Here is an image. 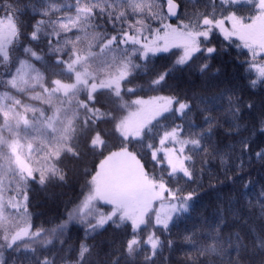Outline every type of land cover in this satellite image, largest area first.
Segmentation results:
<instances>
[{
	"label": "snow or ice",
	"instance_id": "obj_1",
	"mask_svg": "<svg viewBox=\"0 0 264 264\" xmlns=\"http://www.w3.org/2000/svg\"><path fill=\"white\" fill-rule=\"evenodd\" d=\"M75 9V15L65 13L55 0L0 3V264H90L99 253L96 237L105 229V255L117 253L110 264L120 255L136 264L137 253L139 264H157L165 247L164 264H172L169 255L177 244L175 259L182 264H217L214 255L224 264H264L260 234L251 229L250 243L239 231L225 233L222 205L210 231L176 236L172 228L199 195L188 185L204 182L209 159L219 160L224 171L233 149L243 154L236 173L226 175L229 183L245 175V156L249 163H264V120L220 148L216 129L239 135L253 101L241 107V96L220 90L215 95L223 94L224 107L214 114L207 102L215 96H181L165 88L170 73L201 55L196 71L203 78L217 52L209 42L219 37L223 51L242 65L250 90L257 91L264 81V42L249 40L241 29L264 20V0H208L205 8L197 0H76ZM94 10L107 15L103 30ZM161 54L169 64L153 71ZM131 118L136 123L130 127ZM258 138L261 146L254 147ZM115 157L138 166L134 200L105 193L98 183L101 164ZM69 159L77 195L45 223L34 196L68 182ZM253 183L245 178L240 190ZM209 185L216 187L214 181ZM258 194L264 200V185ZM113 230L120 233L115 242ZM202 233L207 239L199 238Z\"/></svg>",
	"mask_w": 264,
	"mask_h": 264
},
{
	"label": "trees",
	"instance_id": "obj_2",
	"mask_svg": "<svg viewBox=\"0 0 264 264\" xmlns=\"http://www.w3.org/2000/svg\"><path fill=\"white\" fill-rule=\"evenodd\" d=\"M3 0H0L2 3ZM44 0H39V3H43ZM56 3L62 6V11L70 15H75V2L76 0H55ZM95 2V0H94ZM113 2V0H109ZM201 8L208 6V0H197ZM106 7V5H105ZM219 10V8L217 9ZM95 23L100 26L99 30H103L107 21L106 13H101L99 10H94ZM109 30L111 26H108ZM76 31V30H75ZM73 31V32H75ZM209 43H214L217 48V52L212 57L211 66L204 73L202 78L196 71V66L204 60L201 55L196 58L194 63L186 68H177L173 73L169 75V82L165 86L169 92L177 93L181 96L187 94L192 96L193 92L204 93L209 96H215L214 99H209L208 104L212 105V112L218 114L224 107L223 94L215 95L220 90L224 92H232L235 95L242 98L237 103L243 107V104L247 100L253 101V111L247 112L245 109V115L241 117L240 122L244 123L247 119L248 126L237 134L229 136L223 129L217 128L215 132L216 142L220 148H226L230 141L241 140L253 127L257 126L261 120H264V81H261L257 85V91H251L249 84L246 82V76L242 72V65L237 63L233 58L232 52L223 51L224 42L216 37ZM169 64L168 57L161 54L157 57L155 62V68L153 71H160L166 68ZM218 68L219 72L213 74V70ZM195 97L193 98V110L196 111V118L199 121L200 112L196 108ZM220 103H216V101ZM220 119L225 125H229L230 122L226 117L221 116ZM211 143V139L208 141ZM259 138L254 142V147H260ZM243 154L239 153L237 149H233L231 155L228 157V163L223 166L224 171H221V164L219 160L213 162L209 159L208 167L204 171V182L197 183L192 181L188 187L199 192L190 203V211L178 217L172 224L173 234L176 236L181 235L184 232H191L196 228L201 230H211L220 218V207L223 206L224 218L227 223L224 225V232L230 233L233 231H239L250 243H254L251 229L255 228L260 234V238L264 240V208L257 206L256 201L259 200L260 204H264V200H260L258 194V186L264 185V163H258L254 158L249 163L246 156L245 164L247 171L243 176H236L235 183H229L226 180V175L230 172L235 174L237 171L236 165ZM201 157L197 155L196 163L199 165ZM67 166L68 182L66 184H56L51 186L46 192H39L34 196V200H38L36 207L41 210L40 214L44 217L45 223L49 222V218H58L65 205L70 204L75 199L78 192L77 177L75 169L72 166V161L69 159ZM121 178L128 177L127 182L130 184L129 176L122 169L117 168ZM209 170L212 175L209 176ZM198 175V173H194ZM253 177L254 183L246 191L240 190L241 182L247 177ZM125 177V178H126ZM124 179H122L123 181ZM224 180V183H220ZM209 181H214L216 187H211ZM125 182V181H124ZM131 185V184H130ZM131 187H134L131 185ZM233 195L235 200L232 199ZM250 197L252 203L249 204L244 197ZM111 236L113 242L120 239V233L115 232ZM79 235V231L76 232ZM200 239H207L206 235L201 234ZM109 230L105 229L103 233L96 237V247L99 249L98 255H94L90 258V264H110L112 256L117 253L113 249L111 255H105L109 251L110 245L108 244ZM165 239H167L165 237ZM225 243L227 238L224 237ZM181 250V245L177 244L172 250V254L169 255V260L172 264H182V262L176 261L175 253ZM218 251L223 252V248H218ZM234 249L225 253V256L231 257ZM168 253V249L165 247L164 251L159 254L157 264H164V255ZM141 253H137L136 264H139V257ZM213 260L217 264H224V260L214 255ZM117 264H128L127 258L123 255L119 256Z\"/></svg>",
	"mask_w": 264,
	"mask_h": 264
},
{
	"label": "rangeland",
	"instance_id": "obj_3",
	"mask_svg": "<svg viewBox=\"0 0 264 264\" xmlns=\"http://www.w3.org/2000/svg\"><path fill=\"white\" fill-rule=\"evenodd\" d=\"M2 30L3 25H0V31ZM72 31H75V29ZM241 31L249 40L264 42V20L259 21L251 29H241ZM135 123L136 118H131L128 121L130 127L134 126ZM117 168L124 170L126 174H128L129 180L131 182L130 184L134 187H131V185L127 182L126 179H128V177L125 176L126 178H121ZM98 171V183L102 191L109 194H119L123 198L134 200L137 194L136 180L139 176L138 166H134L125 158L115 157L101 164ZM122 179L124 180L122 181Z\"/></svg>",
	"mask_w": 264,
	"mask_h": 264
}]
</instances>
